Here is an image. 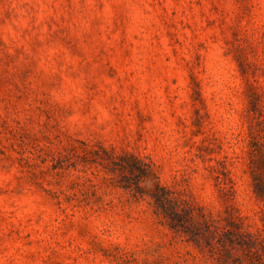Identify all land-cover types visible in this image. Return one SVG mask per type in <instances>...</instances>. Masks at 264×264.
Wrapping results in <instances>:
<instances>
[{
    "label": "rangeland",
    "instance_id": "obj_1",
    "mask_svg": "<svg viewBox=\"0 0 264 264\" xmlns=\"http://www.w3.org/2000/svg\"><path fill=\"white\" fill-rule=\"evenodd\" d=\"M256 144L264 0H0V264H218L104 157L258 232Z\"/></svg>",
    "mask_w": 264,
    "mask_h": 264
},
{
    "label": "trees",
    "instance_id": "obj_2",
    "mask_svg": "<svg viewBox=\"0 0 264 264\" xmlns=\"http://www.w3.org/2000/svg\"><path fill=\"white\" fill-rule=\"evenodd\" d=\"M106 155L104 161L119 174L120 186L136 197H148L161 221L200 252L209 254L218 264H264V224L258 232L247 230L239 209L230 205L219 215L207 212L188 195L165 185L155 164L139 155ZM250 173L253 191L264 203L262 145L252 149ZM226 179L218 181L226 184Z\"/></svg>",
    "mask_w": 264,
    "mask_h": 264
}]
</instances>
